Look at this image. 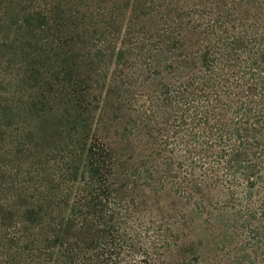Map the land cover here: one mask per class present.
<instances>
[{
	"label": "trees",
	"instance_id": "trees-1",
	"mask_svg": "<svg viewBox=\"0 0 264 264\" xmlns=\"http://www.w3.org/2000/svg\"><path fill=\"white\" fill-rule=\"evenodd\" d=\"M0 264H264V0H0Z\"/></svg>",
	"mask_w": 264,
	"mask_h": 264
},
{
	"label": "rangeland",
	"instance_id": "rangeland-1",
	"mask_svg": "<svg viewBox=\"0 0 264 264\" xmlns=\"http://www.w3.org/2000/svg\"><path fill=\"white\" fill-rule=\"evenodd\" d=\"M122 135V125L117 128V133H112V137L110 138L112 141L120 142V138Z\"/></svg>",
	"mask_w": 264,
	"mask_h": 264
}]
</instances>
